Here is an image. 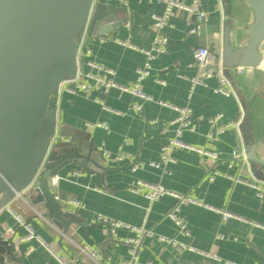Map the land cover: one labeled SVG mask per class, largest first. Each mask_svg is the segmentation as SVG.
Here are the masks:
<instances>
[{
  "label": "crops",
  "instance_id": "1",
  "mask_svg": "<svg viewBox=\"0 0 264 264\" xmlns=\"http://www.w3.org/2000/svg\"><path fill=\"white\" fill-rule=\"evenodd\" d=\"M97 1L127 10L116 13L121 22L109 33L100 34L94 29L89 35L88 29L78 56L84 59L83 65L79 63V71L92 70L91 61L103 63L115 70L117 82L129 84L136 79L137 67L146 60L142 49L150 48L153 42V15L163 12L166 0ZM199 3L196 11L208 12L199 34L189 32L196 23V13L179 7L164 28L170 39L169 49L155 56L151 74L142 83L151 99L117 87L106 94L97 90L73 91L65 85L60 88L56 101L58 149L68 153L78 148L80 153H86L92 145L102 163L100 156L104 150L122 155L123 159L120 163L106 160L112 168L103 173H88L74 164L58 173L60 180L53 191L66 211L79 210L81 220L72 223L66 232L45 216L47 209L43 204L33 206L29 197L19 195L12 199L0 210V239L10 241L12 252V258L6 255L4 264H120L130 256L125 239L135 237L136 231L122 227L112 236L109 224L98 220V215L152 229L153 235L145 236L138 248L139 264H264V197H258L250 185L235 180L237 176L249 179L253 175V180L264 182V170L254 171L248 159H233L237 150L244 151L240 125L212 138L209 133L214 124L208 120L213 114L223 113V121H237L238 116L241 121L250 112L260 136L264 127V81L253 68L245 67L241 74L233 68L229 77L235 83L237 95L226 96L216 92V77L206 79L204 85H193L191 80L199 72L194 50L214 45L220 53L224 25L231 21L233 47L244 43V26L250 11L239 0H231L229 5L226 0ZM136 102L142 105L141 111L133 109ZM172 105L189 106L193 112L195 130L184 131V142L216 151L218 160L182 146L174 151L175 161L169 165V174L150 164L159 160L163 145L175 133L177 125L170 121L178 111ZM98 122L107 128L89 124ZM133 164H139L136 170L132 169ZM214 172L219 174L209 180ZM139 179L161 183L201 201L181 207L189 234L166 216L177 199L165 195L150 203L145 189L132 191ZM70 199H78L82 206H75ZM219 209L232 216L225 219ZM14 213L31 224L35 237H26L28 231ZM161 236L188 242L197 250L179 253ZM205 252H212L217 258Z\"/></svg>",
  "mask_w": 264,
  "mask_h": 264
},
{
  "label": "water",
  "instance_id": "2",
  "mask_svg": "<svg viewBox=\"0 0 264 264\" xmlns=\"http://www.w3.org/2000/svg\"><path fill=\"white\" fill-rule=\"evenodd\" d=\"M239 1L250 11L246 41L233 47L231 21L224 25L222 51L214 45L209 51L227 76L233 68L249 67L264 81V0ZM126 10L97 0H0V210L19 195L29 197L33 206L43 204L45 216L64 232L72 223H81L78 209H64L50 178L68 164L88 173L112 167L104 156L100 162L92 145L86 153L58 149L57 94L76 76L79 63L84 64L78 57L84 27L88 24L89 35L94 29L109 33L121 22L116 13ZM240 130L246 158L254 171L262 172L264 127L258 136L249 112L241 119ZM11 254L10 241L0 239V264Z\"/></svg>",
  "mask_w": 264,
  "mask_h": 264
},
{
  "label": "built area",
  "instance_id": "3",
  "mask_svg": "<svg viewBox=\"0 0 264 264\" xmlns=\"http://www.w3.org/2000/svg\"><path fill=\"white\" fill-rule=\"evenodd\" d=\"M121 1L123 2V0ZM199 4H200L199 0H192V3L190 4L181 2L179 0H166L163 12L153 15V23H152V28L154 32L153 42L150 48L142 49V51L146 55V60L142 65H139L137 67V70H136L137 76L133 82L129 84H121L116 81L115 79L116 72L113 68H110L107 65H104L103 63L91 61L89 62V64L92 70L81 73L78 69L76 76L73 79L64 82L62 86L65 85L66 88L73 90V91L75 90H81V91L97 90L104 94L109 92L110 89L117 87L123 91L132 93L138 97H141L144 99H151L152 97L148 95L147 93H145L142 83H143V80L151 74L152 60L155 58V56L158 54L164 53L169 49L170 39L164 33L163 31L164 28L168 24H170V19H171L174 9L179 7L191 13H196L197 22L190 29L189 32L192 34H199L201 23H204L208 17V12L206 10L196 11V6ZM87 31H88V24L84 27L80 35V38H79L80 45L78 49V56H79V52L81 49L80 47L86 38ZM193 54H194L195 61L199 67L198 74L191 79L193 85H196V84L204 85L206 79L211 78V77H216L218 80V85L215 89L216 92L221 93L226 96L237 95L236 86H235L233 79L224 73V68L221 63H219L218 65L216 64L215 56L209 51V47L207 46L197 47L194 50ZM244 71H245V67L237 68L238 74L244 73ZM160 82H163V81L160 80ZM162 103L166 105H170L167 102H162ZM102 104L104 108H108L104 104V102H102ZM132 106H133V109L136 111L142 110V105L138 102L134 103ZM172 107L178 111L177 117L174 120L170 121V124L177 125L175 133L168 140V142L163 145L161 152H160L159 160L151 161L150 164L156 168L163 169L165 173L169 174L170 173L169 165L175 161L174 151L177 149V147H182V146L187 147L189 149L196 150L199 153L213 159L214 161L218 160L219 154L216 151L203 149L200 147H196L194 145L186 144L184 142L183 140L184 131L195 130V125L192 122V115H193L192 109L189 106L172 105ZM208 120L209 122L214 124V130L209 133V136L212 138H218V136L229 127L240 125V120L223 121V113L213 114L208 118ZM89 124L91 126L97 125V126H102V127L107 128V126L102 122L89 123ZM100 150H102V147H100ZM102 152H103V156L108 161L120 163L123 159L122 155H112L109 151H106V150ZM47 155L48 154H46V157ZM233 159L236 161H248L246 158L245 152L240 149L235 152V154L233 155ZM138 166L139 164H133L132 169L136 170ZM217 174L219 173L214 172L213 174L208 176V179L214 180ZM251 174L252 173L250 171V175ZM252 176L253 175H251L249 179H243L242 177L237 176L235 177V180L238 182H242V183H246L250 185L251 187L255 189L258 197H261V198L264 197V182H261L259 180H253ZM59 180H60V176L59 174H56L50 178V183L52 186H56ZM144 189L146 190L145 196L147 197L150 203H153L159 200L161 197L165 195H170V196L175 197L177 199V203L166 213V216L169 217L171 220H173L185 234H189V231L187 230V224H186L185 218L181 214V207L189 203L201 204V201H199L192 194H181V193L175 192L171 189L166 188L161 183H151L146 180L139 179L132 186V191L136 193L141 192ZM70 202L77 207L82 206V203L78 199H70ZM219 211L223 214V217L225 219L232 216V213H230L227 210L219 209ZM15 216L17 220L19 221V223L22 224L27 229L28 234L26 237L27 238L35 237L36 235L31 227V224L27 220L22 218L19 214H15ZM97 219L103 222H107L109 224L110 233L112 236H116L118 229L122 227L130 228L136 231L135 237L125 239V242L129 244L130 246L129 247L130 256L128 259L123 260L120 264H139L138 248L141 245L145 236L153 235L152 229H147L142 226H134V225H131L129 223H126L120 220L110 219L103 215H98ZM160 238L163 241H166L169 244H171L179 253H182L186 250H189V251L197 250L192 244L185 242V241L178 240L173 237L161 236ZM206 254L217 258V255L212 252H208ZM92 255L94 257H97L96 253L93 251H92ZM57 257L60 261L62 260L59 255H57ZM148 264H153V263L150 261L148 262Z\"/></svg>",
  "mask_w": 264,
  "mask_h": 264
}]
</instances>
